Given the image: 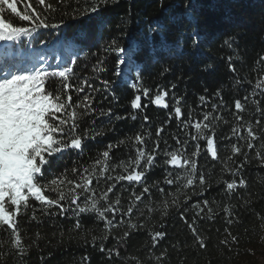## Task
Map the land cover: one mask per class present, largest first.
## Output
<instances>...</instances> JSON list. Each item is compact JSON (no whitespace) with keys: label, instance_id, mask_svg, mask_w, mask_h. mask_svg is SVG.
I'll return each mask as SVG.
<instances>
[{"label":"trees","instance_id":"trees-1","mask_svg":"<svg viewBox=\"0 0 264 264\" xmlns=\"http://www.w3.org/2000/svg\"><path fill=\"white\" fill-rule=\"evenodd\" d=\"M45 3L51 9L37 0H16L20 16L35 18V9L45 23L58 27L37 28L39 21L22 20L2 6L3 18L30 34L0 41V83L47 72L46 92L62 101L72 97L66 112L57 114L68 121L67 127L60 125L61 146L78 137L82 148L46 157L49 164L38 182L65 180L59 185L63 211L30 199L17 217L23 254L14 247L11 230L0 225V264H262L264 0ZM69 68L67 80L58 76ZM164 92L167 108L153 102ZM136 96L140 109L132 107ZM85 97L90 108L80 106ZM237 101L243 112L235 109ZM73 110L78 118L70 132ZM197 122L209 124L203 135L193 127ZM248 128L259 139L250 140ZM137 136L143 145L135 142ZM206 138L215 140V159ZM138 150L156 157L144 180L119 181L145 166H134ZM105 151L110 152L106 161ZM172 152L192 161L196 171L171 165ZM86 176L93 178L95 195L77 189L80 200L73 203L72 186ZM227 183L237 187L228 191ZM45 195L59 200L51 188ZM93 203L113 211L101 218L91 210ZM78 207L89 211L80 213ZM157 234L163 238L154 240Z\"/></svg>","mask_w":264,"mask_h":264},{"label":"snow or ice","instance_id":"snow-or-ice-1","mask_svg":"<svg viewBox=\"0 0 264 264\" xmlns=\"http://www.w3.org/2000/svg\"><path fill=\"white\" fill-rule=\"evenodd\" d=\"M37 3L41 6H45L51 9V5H46L45 0H37ZM7 7L12 14H16L18 18L25 21L36 22L37 28H48V27H58V25H49L41 19L39 13L32 9V13L35 14V18L31 14H24L20 16L17 11L16 0H0V41L17 40L21 36L29 35L30 30L23 27L14 26L11 22L6 21L3 18V7ZM31 8V3L27 5ZM97 8H93L92 11H97ZM121 52L124 50L121 49ZM264 59V58H262ZM71 71L69 68L67 71H60L58 76L64 80L68 79V74ZM234 71V69H233ZM49 74L47 72L41 74L37 72L35 75H13L10 79H5L0 83V225L6 226L11 230L15 237L14 247L20 250L23 254L24 249L22 248V241L17 229V217L21 214L22 209H27L29 207V201L34 200L39 202L41 205H45L49 208L57 207L61 208L59 201L65 199L64 192L59 188L60 184L65 183L64 179L52 180L50 185L41 186L38 182L39 177L43 175V171L46 165L49 164V159L46 157H51L59 152L64 151L66 148L79 150L82 148L81 138H73L64 146L62 141L58 138L59 136L65 135L64 128L60 125L68 126V121L60 119L57 114L65 113L68 107L72 103L71 95H68L66 101H62L61 96L49 94L45 90L46 77ZM78 89V91L83 92L84 87ZM261 85H257L260 87ZM71 85H65V89H69ZM147 96V91L144 92ZM168 93L164 92L161 95H157L154 99V103L163 108H167L168 104L165 103V98ZM82 107L90 108V101L88 97L84 98V104L80 105ZM132 107L135 109L141 108V97L136 96L133 101ZM235 109L239 112H243V105L237 101L235 103ZM177 117L183 115L181 108L176 107L174 109ZM76 111L71 112V119L73 121L72 126L69 131L75 130V120L77 119ZM135 119V117H133ZM146 119V118H145ZM242 119V117H240ZM205 121L209 120V117L205 115ZM196 132L203 135L205 129H209L208 123H195L193 125ZM160 131L158 130L157 135ZM239 129H233L234 134L238 132ZM247 137L250 140L259 139L253 132L252 128L247 129ZM196 137H194L195 139ZM135 142L138 145H143L145 143L144 139L140 136L135 138ZM208 144V149L210 151L211 157L213 159L217 158V150L215 147L214 138H206ZM249 147H254L251 143ZM111 148V146H109ZM155 151V149H154ZM198 152V150H197ZM240 149L234 148V153L239 154ZM196 153H194L195 155ZM105 161L109 158L110 152L105 151L103 154ZM155 155H146L145 151L138 150L137 158L134 162V166L140 169V163L144 162V167L138 171H133L131 174L121 175L118 177L119 181L127 180L130 183H141L148 171V168L152 166L155 161ZM171 165L174 167H189L191 166V171L194 173L196 171L195 164L192 161L184 162L182 157L176 152L170 154ZM104 163V161H101ZM128 168L125 166V171ZM88 170L85 169V172ZM107 171V169H105ZM200 183H204L201 177ZM71 184L72 182L69 181ZM93 183V178L91 176L84 177L83 183H75L72 186V193H76L77 189H83L85 192L92 193L91 185ZM168 183H172L171 180ZM192 180H188V184L191 185ZM56 186V187H52ZM243 187V182L240 184ZM228 191H232L237 187L235 183H227L226 185ZM59 192V200H53L45 195V192L49 189ZM112 189H109L110 192ZM144 193L149 192L148 187L143 188ZM95 195V193H92ZM102 199L108 200V193L106 192ZM136 201H140L142 197L136 196ZM80 200V195L76 193L73 196L72 202L76 203ZM119 200L116 201L118 205ZM10 205L9 207L6 206ZM91 210L98 212L99 216L103 218L106 212H112L113 206L106 207L103 211L97 208L96 203L91 205ZM61 211L63 209L61 208ZM77 211L84 213L89 211L84 207H78ZM128 214H131V209H129ZM109 224L112 221H108ZM79 226V225H77ZM132 227H135L133 225ZM195 233V230L193 229ZM162 234H157L153 239H162ZM201 246L203 244L201 242ZM103 250V249H102Z\"/></svg>","mask_w":264,"mask_h":264},{"label":"rangeland","instance_id":"rangeland-1","mask_svg":"<svg viewBox=\"0 0 264 264\" xmlns=\"http://www.w3.org/2000/svg\"><path fill=\"white\" fill-rule=\"evenodd\" d=\"M259 262L264 264V248L261 250V253L259 254Z\"/></svg>","mask_w":264,"mask_h":264}]
</instances>
